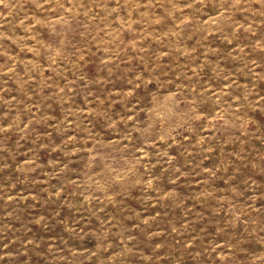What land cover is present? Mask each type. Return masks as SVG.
Instances as JSON below:
<instances>
[{
    "label": "rangeland",
    "instance_id": "374dc122",
    "mask_svg": "<svg viewBox=\"0 0 264 264\" xmlns=\"http://www.w3.org/2000/svg\"><path fill=\"white\" fill-rule=\"evenodd\" d=\"M0 264H264V0H0Z\"/></svg>",
    "mask_w": 264,
    "mask_h": 264
}]
</instances>
